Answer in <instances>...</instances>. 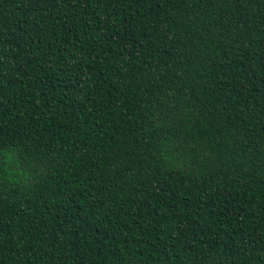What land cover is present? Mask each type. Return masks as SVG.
I'll return each instance as SVG.
<instances>
[{"label":"trees","instance_id":"1","mask_svg":"<svg viewBox=\"0 0 264 264\" xmlns=\"http://www.w3.org/2000/svg\"><path fill=\"white\" fill-rule=\"evenodd\" d=\"M0 264H264V0H0Z\"/></svg>","mask_w":264,"mask_h":264}]
</instances>
